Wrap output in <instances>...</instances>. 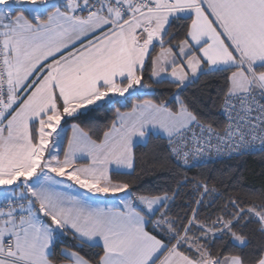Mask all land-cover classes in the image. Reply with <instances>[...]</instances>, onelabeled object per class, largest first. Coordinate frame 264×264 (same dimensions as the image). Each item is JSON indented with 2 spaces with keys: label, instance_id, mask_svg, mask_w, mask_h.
Returning a JSON list of instances; mask_svg holds the SVG:
<instances>
[{
  "label": "snow or ice",
  "instance_id": "1",
  "mask_svg": "<svg viewBox=\"0 0 264 264\" xmlns=\"http://www.w3.org/2000/svg\"><path fill=\"white\" fill-rule=\"evenodd\" d=\"M210 77L221 126L185 96ZM129 101L102 139L73 123L61 157L69 119ZM153 139L177 169L212 150L264 151V0H0V264H264V192L196 180L179 217L192 181L169 194L118 179Z\"/></svg>",
  "mask_w": 264,
  "mask_h": 264
},
{
  "label": "trees",
  "instance_id": "2",
  "mask_svg": "<svg viewBox=\"0 0 264 264\" xmlns=\"http://www.w3.org/2000/svg\"><path fill=\"white\" fill-rule=\"evenodd\" d=\"M148 72H150V66ZM148 72L145 73L146 78ZM221 85L220 78H202L185 93L188 102L201 114L202 119L216 126H221L223 121L219 114V103L215 101ZM166 94L164 89H159L155 97L145 98L160 100ZM118 108L120 111L131 109V101L127 103V106H104L85 120L69 119V122L63 127L77 123L92 139H102L103 133L110 128L115 119ZM135 151L136 172L130 178L121 176L118 179H131L137 190L156 193L168 191L171 194L176 190L178 182L185 178L193 182L179 189V195L171 208L173 216L184 217L186 213L190 214L191 208L195 206L194 182L196 180H206L209 187L215 185L220 192H227L233 197H243L246 193L260 194L264 192V151L181 169H177L170 162L165 139H153L147 147L138 145ZM217 207L218 204L213 205L212 208L202 207L201 219L215 213ZM253 229L254 226H250L249 231ZM148 230L152 231L151 225ZM156 234L159 235V233ZM65 242L70 244L71 239L65 238ZM88 254L93 257L95 255L94 253Z\"/></svg>",
  "mask_w": 264,
  "mask_h": 264
},
{
  "label": "built area",
  "instance_id": "3",
  "mask_svg": "<svg viewBox=\"0 0 264 264\" xmlns=\"http://www.w3.org/2000/svg\"><path fill=\"white\" fill-rule=\"evenodd\" d=\"M219 114H220L222 120H224L223 113L221 112L220 109H219ZM165 146H166L167 150L169 151L168 143H167L166 139H165ZM260 151L261 150L259 149L258 144L254 150H243V149H241V150H223L220 153H217L215 150H212L211 155H205V156L200 157V158L190 159V165L186 168L197 166V165H203V164H207V163H214V162H218V161H222V160H226V159H230V158H235V157H238L241 155H248V154L257 153Z\"/></svg>",
  "mask_w": 264,
  "mask_h": 264
},
{
  "label": "crops",
  "instance_id": "4",
  "mask_svg": "<svg viewBox=\"0 0 264 264\" xmlns=\"http://www.w3.org/2000/svg\"><path fill=\"white\" fill-rule=\"evenodd\" d=\"M157 51H159V49H157ZM130 110V109H129ZM127 110V111H129ZM127 111H121V112H127ZM115 119H116V116H115ZM114 119V120H115ZM66 129V134L63 136V140L61 142V145H60V154H61V157L63 156V150L67 147L68 145V137H70L72 135V124H70L68 127H64ZM103 138V136H102ZM64 145V146H63ZM142 145V144H141ZM87 162V158H83L81 160V163H86ZM59 179V178H58ZM70 183V182H69ZM73 189H75V191H78V192H83L82 189H78L76 188L75 185H73ZM65 191H68L67 189H65ZM99 201L102 202L100 204V206H108V207H111V206H114V205H117L118 206V201H116L114 198L112 197H100L99 198Z\"/></svg>",
  "mask_w": 264,
  "mask_h": 264
}]
</instances>
